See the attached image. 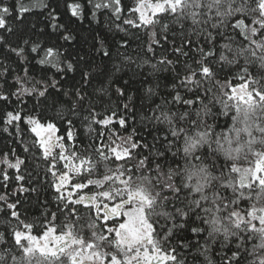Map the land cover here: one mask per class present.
<instances>
[{"label":"snow or ice","instance_id":"6c2138e0","mask_svg":"<svg viewBox=\"0 0 264 264\" xmlns=\"http://www.w3.org/2000/svg\"><path fill=\"white\" fill-rule=\"evenodd\" d=\"M65 7L123 35L113 47L96 33L75 55L13 45L10 21L35 9L77 37L47 0H0V125L29 158L0 153V264H264V0Z\"/></svg>","mask_w":264,"mask_h":264},{"label":"trees","instance_id":"16d2710c","mask_svg":"<svg viewBox=\"0 0 264 264\" xmlns=\"http://www.w3.org/2000/svg\"><path fill=\"white\" fill-rule=\"evenodd\" d=\"M8 3H13L14 0H7ZM27 2V0H25ZM47 2L57 8V12L60 16L59 23H63L66 26H70L73 34L77 37L76 41H74L71 45H68L63 40L59 39V34L52 32L50 27H45L44 22V16L41 15L40 9H35L32 13L26 14L25 20L21 22H17L14 19L10 21L12 23V26L14 29H16V35L10 37V42L15 45L19 37L21 35H26V37H31L33 40H37L41 42L42 44L52 45V44H58L63 45V49L65 51V55L68 53H72L75 55L77 51H80L82 48L84 50H90L91 44H92V36L96 33H101L102 35H106L108 38V43L114 47V42L119 39L120 35H123L120 33L119 35L116 34L115 31L109 33L107 28L105 27V24L107 22V17L102 18L101 23H96L93 21L90 12L86 13L85 19L83 21H78L75 18H71L70 12L65 7V0H47ZM68 3L73 2V0H67ZM46 12V10H45ZM71 19V22H70ZM35 24L36 28L32 29V25ZM40 28H45V31L43 33L39 32ZM85 39H87V43H85ZM133 48H135V45H133ZM71 58V57H69ZM94 58L97 59V62L99 63V57L98 54L94 53ZM32 57L29 56V60H31ZM7 64L11 66V68L15 69L17 72H20L22 74V68L23 64L19 62L18 58L14 55L11 59H8L5 61ZM114 62H118L117 58L114 56ZM111 66V65H109ZM54 71V70H52ZM131 75L130 72L122 73H116V75L113 77V80L116 81V84L113 85V87L117 86V84L122 83V80H117L118 77H122L123 80H128L129 76ZM161 82L163 81H170L171 76L168 73H160L158 74ZM78 80L79 76L76 73H70L69 77H73ZM141 77H136L134 80L130 81V92L129 95H133L135 97L137 89H141ZM149 80H152L153 83L155 82L152 77H149ZM2 82V81H0ZM9 82L11 83V79L9 78ZM74 81L69 79V84L73 83ZM150 85H144V87H147ZM126 102V101H123ZM118 101L114 98L113 99V107H116ZM28 107H31V101H29ZM7 110V109H5ZM21 131H24L23 125L21 126ZM15 148L17 154L21 155V158L26 159V163L28 162V157H25L22 155V150L20 147H18L17 141L13 137H9L7 133L3 132L2 125H0V153L8 152L9 149ZM9 159H14L11 154H9ZM33 163H36L37 161H32ZM14 172V170H9L10 175ZM11 190V187L10 189ZM50 197V194H49ZM43 199V197H42ZM22 213L25 214L27 222L33 221L34 218L38 217L40 214V207L35 201V199H32L25 203L23 207L20 209ZM3 216L0 215V227L3 225ZM35 232V230H34Z\"/></svg>","mask_w":264,"mask_h":264}]
</instances>
